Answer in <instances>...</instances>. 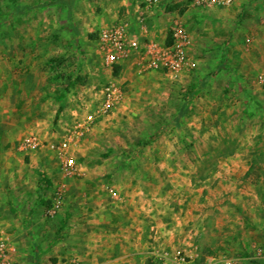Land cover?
<instances>
[{
	"label": "rangeland",
	"instance_id": "rangeland-1",
	"mask_svg": "<svg viewBox=\"0 0 264 264\" xmlns=\"http://www.w3.org/2000/svg\"><path fill=\"white\" fill-rule=\"evenodd\" d=\"M147 6L0 0V222L17 245L10 264H157L163 249L203 264L256 248L263 254L252 262L264 263V0ZM140 18L165 44L182 25L187 72L141 69L134 53L104 65L100 32L117 22L138 32ZM112 79L125 103L73 153L82 175L63 177L46 146L18 150L28 135L61 139L76 104L94 109ZM60 187L66 198L50 217Z\"/></svg>",
	"mask_w": 264,
	"mask_h": 264
},
{
	"label": "built area",
	"instance_id": "built-area-1",
	"mask_svg": "<svg viewBox=\"0 0 264 264\" xmlns=\"http://www.w3.org/2000/svg\"><path fill=\"white\" fill-rule=\"evenodd\" d=\"M157 0H147L148 7ZM235 0H192V5L214 9L227 7ZM141 30L138 32L129 31L127 24L114 23L100 32L98 45L102 54L103 63L108 68L120 65L133 53L141 55L142 67L144 70L161 71L168 77L181 76L190 69L187 59L186 48L188 45L187 33L181 24L175 22L171 27V43L165 44L148 38L143 25L144 18H140ZM143 31V32H142ZM101 96L98 105L94 109L87 110L82 115H76L72 122L64 130V134L57 142L45 144L38 136H25L18 144V150L24 153L32 152L43 146L53 150L59 162V170L63 177L72 178L82 175V168L73 154L80 142L93 128V125L118 108L124 101V90L114 80H109L100 91ZM111 193L112 190H110ZM65 190L60 187L55 191L48 214L53 217L64 202ZM15 252L10 234L0 225V264H10L9 256ZM263 251L256 248L254 259L261 258ZM157 264H193L189 256L181 250L163 249L155 253ZM250 258L226 257L220 258V264H248ZM66 264H78L71 260Z\"/></svg>",
	"mask_w": 264,
	"mask_h": 264
},
{
	"label": "crops",
	"instance_id": "crops-1",
	"mask_svg": "<svg viewBox=\"0 0 264 264\" xmlns=\"http://www.w3.org/2000/svg\"><path fill=\"white\" fill-rule=\"evenodd\" d=\"M184 74V73H183ZM125 101V100H124ZM123 101V103H125ZM123 103L118 107V108H116V110H119V109H121L122 108V106H123ZM85 108H81V107H79L78 106V104H76V109H78V110H76V109H74L73 111H72V115H74V117L76 116V112H78V111H82L83 113L84 112H86L87 110H90L89 109V106H84ZM70 114V115H71ZM73 117V118H74ZM105 119H107V118H104L103 120H105ZM72 122V121H71ZM70 122V123H71ZM57 142V141H56ZM21 152V151H20ZM21 153H23V154H29V153H31V152H28V153H24V152H21ZM49 182V181H48ZM50 183V182H49ZM50 186H51V184H50ZM49 186V187H50ZM48 188V187H47ZM46 188V189H47ZM46 189H44V191L46 190ZM65 198H66V193H65ZM65 198H64V200H65ZM0 225H1V227H3V229H5L9 234H10V236H11V239H12V243H13V246L15 247V249L17 250V245H16V241H15V237H14V234L11 232V231H9L8 229H7V227H5L1 222H0ZM189 253H191V252H189ZM15 256V255H14ZM244 258H250V261H248V264H261V262H252V259H254L253 257H251V256H246V257H244ZM10 259H11V261L13 260V253H11L10 254V256H9V262H10ZM219 261H220V258H216V257H208V256H206L205 257V260H204V263L203 264H220L219 263ZM257 261V260H256ZM263 263V262H262ZM264 264V263H263Z\"/></svg>",
	"mask_w": 264,
	"mask_h": 264
},
{
	"label": "trees",
	"instance_id": "trees-1",
	"mask_svg": "<svg viewBox=\"0 0 264 264\" xmlns=\"http://www.w3.org/2000/svg\"><path fill=\"white\" fill-rule=\"evenodd\" d=\"M53 3H55V2H51V5H53ZM42 6H45V5H42ZM170 40L168 39V42H169ZM115 68H118V66H115ZM117 70H115V74H117ZM40 183H41V185H42V190L44 191V189H46L47 187H49L50 186V183L48 182V180H46V179H44L43 177L41 178V181H40Z\"/></svg>",
	"mask_w": 264,
	"mask_h": 264
}]
</instances>
